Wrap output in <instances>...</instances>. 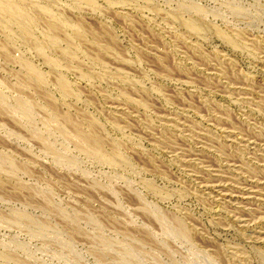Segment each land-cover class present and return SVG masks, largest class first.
Masks as SVG:
<instances>
[{
  "label": "rangeland",
  "instance_id": "obj_1",
  "mask_svg": "<svg viewBox=\"0 0 264 264\" xmlns=\"http://www.w3.org/2000/svg\"><path fill=\"white\" fill-rule=\"evenodd\" d=\"M0 264H264V0H0Z\"/></svg>",
  "mask_w": 264,
  "mask_h": 264
},
{
  "label": "bare ground",
  "instance_id": "obj_2",
  "mask_svg": "<svg viewBox=\"0 0 264 264\" xmlns=\"http://www.w3.org/2000/svg\"><path fill=\"white\" fill-rule=\"evenodd\" d=\"M89 2V1H88Z\"/></svg>",
  "mask_w": 264,
  "mask_h": 264
}]
</instances>
